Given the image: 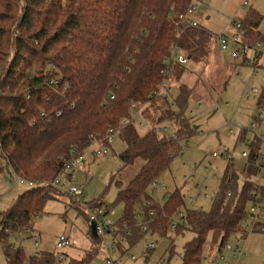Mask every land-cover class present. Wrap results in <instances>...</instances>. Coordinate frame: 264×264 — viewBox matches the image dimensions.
<instances>
[{"label": "trees", "instance_id": "16d2710c", "mask_svg": "<svg viewBox=\"0 0 264 264\" xmlns=\"http://www.w3.org/2000/svg\"><path fill=\"white\" fill-rule=\"evenodd\" d=\"M198 1L0 0V177L10 180L16 174L40 184L0 210V246L7 264L55 263L51 252L26 258L11 239L34 229L51 193L67 196L51 185L66 165L83 160L93 144L109 147L116 135L126 147L120 155L122 168L137 160L143 164L128 185L116 184V205L124 210L116 225L127 226L129 233L119 251L128 252L148 235L170 237L171 220L182 211L185 197L178 191L166 193L160 204L149 192L182 152V143L198 134L186 117L191 91L179 82L187 71L192 73L188 65L206 62L214 40L218 46V36L206 27L188 29L178 22ZM262 22V15L250 10L231 25H241L242 40L251 50L264 45ZM173 49L188 57L187 66L172 61ZM51 80L58 82L52 86ZM133 104L140 105L137 111L147 127L133 119ZM258 109L264 111V90ZM149 110L159 113L157 121ZM165 123L180 128L175 135L158 134L156 129ZM141 128L147 131L140 134ZM248 136L243 130L237 142L245 144ZM255 145L248 180L241 184L234 165L227 164L211 212L186 210L188 226L172 232L174 238L193 236L183 247L181 264H203L210 237L212 245L247 237L242 224L258 191L253 181ZM67 197L81 205L75 209L86 214L90 226V212L112 211L103 200L85 203ZM89 239L91 250L81 261L69 257L71 264H90L97 257L100 240L92 226Z\"/></svg>", "mask_w": 264, "mask_h": 264}, {"label": "rangeland", "instance_id": "374dc122", "mask_svg": "<svg viewBox=\"0 0 264 264\" xmlns=\"http://www.w3.org/2000/svg\"><path fill=\"white\" fill-rule=\"evenodd\" d=\"M196 5L197 21L215 37L221 34L228 36L235 34L237 29L236 26L231 25V22L239 21L250 10H256L262 15L261 33L264 36V0H199ZM215 43L214 40L211 44V52L206 62L196 66L192 63L188 65L187 68L192 73L187 71L179 82V85H186L191 91L186 117L199 127L198 134L189 139L188 143H182V152L172 161L170 169L164 173L160 181L166 186L164 195L175 191L182 193L185 197L183 211L211 212L213 200L219 193L220 182L228 164L224 160L225 157L214 160L213 153L224 154L230 151L234 167L242 177L241 184L245 181L246 176L243 171L246 160H243L242 152L249 148L244 143L237 142L241 132L236 126L241 125L246 129L251 127L259 112L258 96L264 88V59L257 65L249 66L243 64L244 56L234 60L230 53L220 52ZM251 54L252 49L248 50L250 58ZM173 87L177 89L174 85ZM248 87L257 88L259 93H252L250 98H244L243 94ZM177 92L178 90L174 89L171 95L175 96ZM199 105H202L203 109L212 106H215V109L208 115L203 114L202 117L193 116V111L202 112ZM149 112L157 121L159 113L153 110ZM163 126H167V132L174 135L180 128L172 123L161 125ZM146 131V128L139 129L140 134ZM260 131L264 132V127ZM249 137H252L250 133ZM125 148L119 135L112 137L107 148L93 144L84 154V162L80 164L77 173V184L83 186L85 196L83 202L103 200L105 206L112 210L108 215L114 222L120 220L124 214L123 205H116L118 196L116 184L122 182L124 186L128 185L143 166L142 162L137 160L134 166L122 168L120 155L126 150ZM104 149L108 150V153L104 154ZM99 152L103 155L95 157ZM14 182L15 178L10 181L11 188H3L4 183L0 181L2 203L0 210L3 212L11 206L18 195L28 190L26 186ZM205 183L208 187V197L201 195L197 188ZM149 194L155 198L151 191ZM50 197L45 206V213L36 219L34 229L27 234H15L11 241L15 246L22 248L26 258L30 259L37 254L53 253L56 250V241L62 235L67 236L71 246L63 253L74 261H81L86 252L93 247L89 239L91 226L86 214L77 211L75 208L81 205L77 201H71L67 196L54 192ZM172 217L174 216L169 217L170 220ZM74 230H77L76 234H73ZM169 236L162 238L156 234L148 235L144 241H140L128 252L117 251L113 255L116 258L121 256L122 264H181L183 247L193 236L186 234L174 238L172 232ZM246 241L252 246L251 260L247 264H264V234L249 235ZM145 242H154L156 245L151 256H148L146 249L143 248ZM172 242L173 253L169 250ZM212 242L210 237L206 251L209 250ZM130 256H134L136 261H131ZM103 260L105 255L98 252L97 257L90 264H103ZM0 264H7L2 246H0Z\"/></svg>", "mask_w": 264, "mask_h": 264}, {"label": "built area", "instance_id": "2783aa9c", "mask_svg": "<svg viewBox=\"0 0 264 264\" xmlns=\"http://www.w3.org/2000/svg\"><path fill=\"white\" fill-rule=\"evenodd\" d=\"M197 5L191 6L186 12L185 15H181L178 17V22L181 26L185 28H198L199 23L196 20L197 14ZM236 33L228 36L227 34H221L217 37V41L219 44V50L223 53H230L233 58H240L241 56L246 57L247 64L249 66L259 63L260 60L264 59V45L258 44L252 49V57L250 58L248 55V48L244 44L242 37L244 36V31L242 30L241 25L238 23L235 24ZM171 59L172 61H177L182 66H187L189 64V59L182 52H178L173 49L171 51ZM58 80H51L49 85H56ZM165 92H171L172 88H163ZM264 90V88L262 89ZM262 92V91H261ZM252 93H259L258 89L255 87H248V89L243 94L244 98H250ZM261 94V93H260ZM114 99V96L111 98ZM140 105L133 104L132 117L136 120L137 124L140 127H147V122L145 118L140 116V111H137V108ZM175 107V105H174ZM199 108L202 112H192L193 116H203V114H210L215 106L207 107L206 109L202 108V105H199ZM264 127V111H259L257 116H255V121L251 125L249 129L242 127L241 125L236 126L240 132L243 130H248V132L252 135L249 136L245 140V145L248 146V150L242 152L243 160H246L244 164V175L245 180H248L250 163L249 159L252 155V151L255 148V144L258 145L255 150L254 159L256 160L257 169L256 175L253 177V181L256 182L257 194L255 196L254 202L248 208V218L244 220L242 226L247 231V237L238 236L232 238L224 245L215 244L212 245L208 251L204 250L203 255V264H241L242 257L245 255L244 251V243L246 242L249 235L262 233L264 234V132H261L260 129ZM167 132V127L159 126L156 129L158 134H163V132ZM112 140V137L111 139ZM189 142V141H188ZM186 142V143H188ZM108 153V150L104 149V154ZM103 155L101 152L95 154V157ZM220 157H225V161L228 164H233V156L230 151L224 152V154L213 153L212 158L215 160ZM84 161L82 159H78L73 161L71 164L66 165V169L62 171L59 176L51 183V185L57 189V191L64 193L65 195L71 198L83 199L84 191L83 186L77 184V173L79 168L81 167ZM16 184H20V186L29 187H38L39 183L28 181L19 175H14ZM13 178V179H14ZM199 192L204 197L207 196L208 187L205 184L202 186H197ZM166 186L162 184L160 181H155L151 187V193L155 196V199L163 204L164 199V191ZM2 203L0 202V206ZM105 210H98L97 212H90V223H94L96 226L95 236L98 240H100L99 249L105 255V260H103V264H122L121 256L116 258L113 254L119 251V245L121 243H126L125 238L129 236L127 226H122V228L117 227L116 221H112L109 218V215H105ZM194 211V210H190ZM202 211V210H200ZM186 211H180V213L171 220V231L174 232L181 226H188V223L185 219ZM77 230L73 231V234H76ZM144 241V240H143ZM56 250L53 252L55 257L57 258L54 264H71L69 257L63 253V251L71 246V241L67 236H61L57 241ZM154 242H145L144 247L147 251H151L155 248ZM131 261H136L134 256H130Z\"/></svg>", "mask_w": 264, "mask_h": 264}, {"label": "crops", "instance_id": "0c3cea01", "mask_svg": "<svg viewBox=\"0 0 264 264\" xmlns=\"http://www.w3.org/2000/svg\"><path fill=\"white\" fill-rule=\"evenodd\" d=\"M196 20H197V14H196ZM198 22V21H197ZM212 33V32H211ZM213 34V33H212ZM215 37V36H214ZM218 48H219V44H218V46H217ZM220 51V50H219ZM221 52V51H220ZM223 53V52H222ZM263 60V59H262ZM262 60H260L259 61V63L262 61ZM258 63V64H259ZM202 117V116H201ZM12 179H10V180H8L7 178H5V177H0V181L2 182V183H4V186H3V188H8V187H10L11 188V183H10V181H11ZM15 188V187H14ZM1 192H2V189H1ZM2 206V205H1ZM0 206V207H1ZM251 249H252V246H249L248 245V242L246 241L245 243H244V251H245V255L242 257V260H241V264H247L248 263V261L249 260H251V254H252V251H251Z\"/></svg>", "mask_w": 264, "mask_h": 264}, {"label": "water", "instance_id": "95a60500", "mask_svg": "<svg viewBox=\"0 0 264 264\" xmlns=\"http://www.w3.org/2000/svg\"><path fill=\"white\" fill-rule=\"evenodd\" d=\"M198 128H199V127L195 125V129L197 130ZM91 226H92V231H93V233L95 234L96 226H95V224H94L93 222L91 223Z\"/></svg>", "mask_w": 264, "mask_h": 264}]
</instances>
